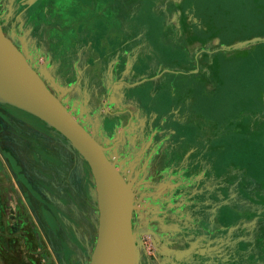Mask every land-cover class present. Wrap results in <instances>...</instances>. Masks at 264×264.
Here are the masks:
<instances>
[{
    "label": "rangeland",
    "instance_id": "rangeland-1",
    "mask_svg": "<svg viewBox=\"0 0 264 264\" xmlns=\"http://www.w3.org/2000/svg\"><path fill=\"white\" fill-rule=\"evenodd\" d=\"M215 3L220 5L218 10L229 24L230 31L237 27L242 29V22L251 23L255 15H244L245 11L258 12V19L264 17V0ZM99 4L101 13L103 6ZM108 5L120 18L114 23L104 18L98 30L104 42L99 45L98 57L88 55L93 65L85 66L79 74L80 81L83 80L89 88L101 84L106 86L113 64H122L125 54L122 15L126 10L123 3L116 0ZM14 6L9 0L0 2V25L7 35H11L9 16ZM127 7L129 13L136 10L133 2ZM137 27L133 21L130 25L128 23V49L134 46L133 31ZM250 31L249 28L247 32ZM128 53L133 57L132 50ZM255 56L259 62L256 58L247 57L231 64L228 74L245 80L255 77L257 68L264 67V50L259 48ZM31 63L34 62L31 60ZM32 68L45 77L46 68ZM49 69V73L54 75V70ZM116 69L121 73L122 65ZM76 71L74 67H67L63 75L73 82ZM48 87L89 130L92 125L86 118L91 120L107 111L103 105H107L106 98H102L99 109H93L97 104L95 97L77 103L62 95L57 86L48 82ZM97 101L101 102L100 99ZM10 108L18 110V115L10 114ZM26 116L34 124L41 123L62 136L27 111L20 102L9 103L0 97V264H91L100 225V211L96 218L95 198L90 195L91 190L98 195L93 171L85 157L65 137L69 146L66 150L50 139L45 129L31 133L28 145L23 139ZM10 119L13 120L10 122ZM119 126L122 129H115L109 147H104L108 159L127 182L132 197L127 226L116 249V257L120 258L118 264H223L224 260L217 257L220 244L223 250L226 245L237 256L225 260L228 264H264L262 248H258L261 244L256 242L250 223L239 222L249 217L251 209L257 207V197L264 205V137H243L238 147L182 148L192 152L188 160L182 156L169 162L171 148L140 146L145 141L141 139L138 128L129 131L125 122ZM14 134L23 138L14 137ZM120 143L124 145H117ZM215 150H221L216 159ZM72 156H81L83 166ZM236 171H240L242 180H232L227 175L217 176L219 172L233 174ZM4 172L13 179L4 177ZM219 183L227 186V198L230 199L222 206L218 205L213 192ZM252 188L262 194L253 195ZM236 189L238 195H233ZM239 190H242L241 195ZM39 197L50 201L53 208L50 217H47ZM98 208L100 210L99 202ZM212 246H216L213 249L215 255L206 259L207 248ZM249 250L254 252L244 258Z\"/></svg>",
    "mask_w": 264,
    "mask_h": 264
},
{
    "label": "crops",
    "instance_id": "crops-1",
    "mask_svg": "<svg viewBox=\"0 0 264 264\" xmlns=\"http://www.w3.org/2000/svg\"><path fill=\"white\" fill-rule=\"evenodd\" d=\"M9 1L15 4L9 16L11 35L3 31L24 54L31 67L46 68L45 77L35 70L46 85L49 82L57 86L62 95L77 103L95 97L97 104L93 109H99L102 98H106L107 105L103 104L107 108L105 114L91 120L86 118L92 125L90 130L68 110L103 147H109L111 134L117 128L122 129L119 124L124 122L129 125V131L139 129L141 139L145 141L140 146L171 148L172 154L167 159L169 162L182 156L187 161L192 152L185 148L238 147L243 137H264V67H258L256 76L248 80L228 74L231 64L247 57L256 58L259 62L255 52L259 48L264 50V17L258 19V12L245 11L244 15H255L251 23L242 22V29L237 27L230 31L229 24L218 10L220 5L215 3L223 0H116L123 3L126 10L122 15V36L127 56L123 54L122 64H113L106 86L101 84L89 88L83 80L80 81L79 74L85 66L93 65V60L87 57L97 55L99 45L104 43L103 35L98 31L104 18L113 20V23L120 18L108 5L115 0ZM131 2L136 10L129 13L127 6ZM99 3L103 6L101 13L98 11ZM132 21L138 27L133 31L134 46L128 49V23L130 25ZM249 28L251 31L247 32ZM130 50L134 52L133 57L128 53ZM96 59L99 61V58ZM119 65L123 68L121 73L116 69ZM67 67H74L78 71L73 82L63 75ZM49 68L54 70V75L49 73ZM53 94L57 97L55 92ZM10 110V114L18 115V110ZM27 117L25 138L15 134L14 137L23 138L30 145V134L45 129L50 139L66 150L67 138L41 123L34 124ZM127 134L132 137L131 133ZM215 151L216 159L221 150ZM73 159H78L80 166H83L81 156H74ZM3 175L13 179L7 172ZM218 175L242 180L240 171L233 174L219 172ZM226 189L227 186L221 183L213 188L220 206L230 200ZM90 192L91 197L95 198L94 212L97 218L98 195L93 194V190ZM237 193L238 189L233 195ZM251 193L256 196L262 194L253 188ZM39 200L47 217H50L53 209L50 201L42 197ZM259 200L257 197V207L251 209L249 217L239 222L250 223L256 242L261 244L258 248H262L264 254V205ZM224 246V250L221 244L217 246V257L224 260L223 264H228L225 260L237 256ZM213 249L216 246L207 248L206 259L215 255ZM253 252H245L244 258Z\"/></svg>",
    "mask_w": 264,
    "mask_h": 264
},
{
    "label": "water",
    "instance_id": "water-1",
    "mask_svg": "<svg viewBox=\"0 0 264 264\" xmlns=\"http://www.w3.org/2000/svg\"><path fill=\"white\" fill-rule=\"evenodd\" d=\"M0 64L16 86L17 99L27 111L38 116L67 138L85 157L95 176L100 205L99 236L91 264H116V249L127 226L132 202L130 188L108 159L104 147L72 116L50 91L24 54L5 35L0 25Z\"/></svg>",
    "mask_w": 264,
    "mask_h": 264
},
{
    "label": "bare ground",
    "instance_id": "bare-ground-1",
    "mask_svg": "<svg viewBox=\"0 0 264 264\" xmlns=\"http://www.w3.org/2000/svg\"><path fill=\"white\" fill-rule=\"evenodd\" d=\"M0 93L10 100L17 99L16 86L2 64H0ZM204 251L205 250H201V252ZM119 260L120 258L116 257V264L119 263Z\"/></svg>",
    "mask_w": 264,
    "mask_h": 264
}]
</instances>
